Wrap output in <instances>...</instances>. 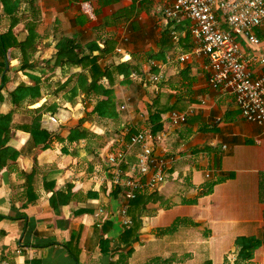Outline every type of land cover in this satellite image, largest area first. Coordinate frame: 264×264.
I'll use <instances>...</instances> for the list:
<instances>
[{
  "label": "crops",
  "instance_id": "1",
  "mask_svg": "<svg viewBox=\"0 0 264 264\" xmlns=\"http://www.w3.org/2000/svg\"><path fill=\"white\" fill-rule=\"evenodd\" d=\"M86 1L95 4V19L80 10L83 0H23V7L13 16V30L19 32L20 42L15 51H7L6 57L0 50V69L6 65L4 58H12L5 69L7 79L25 84L19 68L49 61L57 43L54 32L59 30L78 39L69 51L57 55L56 66L97 53L102 46L100 40L111 38L115 47L121 42L130 54L125 59L115 51L107 52L99 60L101 66L113 69V78L118 77L113 93L117 111L120 103L130 98L134 124L146 114V87L131 65L138 60L143 66L148 58L155 60L162 74V91L173 94L178 104H188L185 111H193L188 116L191 121L172 127L167 113L160 124L150 126L162 131L169 128L162 144L164 152L177 157V161L169 166L166 180L157 191L138 196L137 217L146 231L130 240L134 249L118 260L119 254H103L97 241L103 237L113 247H122L126 240L127 229L119 215L121 189L111 181L112 167L106 162L113 143L105 141L111 131L124 125L119 120L87 116L93 104L86 101L92 78L89 66L66 79L53 77L55 68L48 70L44 83L30 86L29 96L19 102L14 113L36 115L46 106L43 97L61 84L58 102L62 106L70 107L81 93L85 99L73 109V125L80 124L81 128L69 133L65 147L54 146L39 153L32 133H24L17 150L0 151V264H195L193 250L177 254L181 243L165 238L178 227L192 230L197 244L203 245L202 264H264V137L258 135L255 125L244 121L231 93L220 94L209 87L207 66L202 61L192 56L180 61L181 56L191 54L192 22L185 17L179 21L166 18L163 11L170 6L166 0ZM0 2L13 5L12 0ZM216 12L218 24L226 28ZM6 27L2 21L0 29ZM257 33L264 44V26ZM242 46L248 53L251 46L244 40ZM257 68L255 72L264 71ZM107 78L100 80L107 83ZM128 79L132 83H126ZM0 88L6 90L1 78ZM0 120L8 124L11 116L0 115ZM3 135L0 128V141ZM92 137H99L101 145L85 164L73 157L75 146H83ZM204 144L210 148L203 149ZM182 145L188 162L182 160ZM216 145L220 146L218 162L213 148ZM56 168L65 169L63 177L44 183L43 174ZM54 192L65 195L59 203L61 210L49 201ZM79 207L92 208L93 214L73 217ZM147 212L149 216H144ZM161 231L160 248L152 241ZM247 241L260 243L242 244ZM161 250L163 257L158 261L156 255L161 257Z\"/></svg>",
  "mask_w": 264,
  "mask_h": 264
},
{
  "label": "built area",
  "instance_id": "2",
  "mask_svg": "<svg viewBox=\"0 0 264 264\" xmlns=\"http://www.w3.org/2000/svg\"><path fill=\"white\" fill-rule=\"evenodd\" d=\"M166 1L170 3L163 11L166 18L179 21L185 17L192 22L191 54L181 56L180 61H188L191 56L202 61L207 66L209 87L220 94L231 93L241 117L245 122L255 125L258 135L264 137V71L255 72L257 66L264 65V44L257 33L264 26V0ZM95 9L92 1L80 4V10L90 19H95ZM216 11L220 13V20L226 28L218 24ZM119 28H123V25H119ZM122 38L123 42L127 41L125 37ZM243 40L251 46L248 53L242 46ZM115 53L125 59L130 57L121 42L116 46ZM154 65L155 61L145 63L142 70L156 96L162 90L158 84L163 77L161 73H149V67ZM118 111L125 129L124 136L135 125L130 98H125L120 103ZM192 114V110L171 111L168 114L169 124L172 127L185 125L188 116ZM168 131L169 128L162 131L155 127H142L137 133L130 135L129 141L121 138L116 150L113 149L106 155V162L112 167L110 179L121 189L123 200L119 215L124 229H129L132 224L128 215L130 202L141 193L157 191L166 180L169 166L177 161L174 155L164 152L162 142L168 137ZM129 153L137 154L138 162L128 172H124L120 165ZM183 159L187 161L189 156L185 155ZM135 172L138 173L137 177L134 176ZM98 213H102L101 208ZM133 249L130 247V250Z\"/></svg>",
  "mask_w": 264,
  "mask_h": 264
},
{
  "label": "trees",
  "instance_id": "3",
  "mask_svg": "<svg viewBox=\"0 0 264 264\" xmlns=\"http://www.w3.org/2000/svg\"><path fill=\"white\" fill-rule=\"evenodd\" d=\"M86 1V0H83ZM23 0H12V6L11 5H2L0 2V23L3 21L5 24H7L6 30L0 29V50L2 54L6 57L7 51H15L14 48L16 47V44L20 42L19 40V32L13 30L14 24L13 21L16 19V14L22 5ZM28 26V25H27ZM26 27V25H25ZM23 26V28H25ZM54 39L56 40V44L54 46L55 53L50 56L49 61H39L33 64H23L19 68V74L22 80L25 82L23 85H17L16 81L14 79H7L8 74H6V67L9 68V65L12 61V58H4V61H6V65L4 68L0 69V78L3 85H6V90H2L0 88V115L2 116H11L10 123H5L4 121L0 120V128L3 130L4 135L0 141V151L2 150H17L19 146L22 143V135L24 133H32V137L35 142V146L38 148L39 153L45 151V150H51L54 146L56 147H65L67 143V136L70 132H72L74 129H80L81 125L76 124L73 125L72 117H73V109L75 105L78 102H85V99H82V93L80 96L75 99L74 101H71L70 107L62 106L58 102V87L61 86L57 85L54 91L46 94L43 97L44 103H46V106L37 112L34 116H21L16 115L14 113L15 110L19 109V102L26 99L29 96V89L30 86H40L44 83L43 76L46 74V72L52 68H55V72L52 75L53 77H59L62 79H66L69 77H74L79 72L86 69L88 66L91 70V83L90 87L87 91V102L93 103L90 107L89 114L87 116L92 117L97 116L100 119H110V120H119L120 121V114L117 111L116 103L114 101V85L118 82V77L113 78L112 72L113 69L107 67V66H101L99 63V60L104 57L107 52L112 53L115 51V43L111 41V38H107L106 40H100L101 41V48L97 53H90L88 55L83 56L82 58L78 59V61H63L60 65L56 66V59L57 55L62 52H67L70 49V45L78 39V36L71 35L69 33H64L62 31L54 32ZM112 44H114L112 46ZM117 45V44H116ZM146 63H149L151 61L148 58L144 59ZM131 68L135 73H139L140 77L143 79L141 85H145L146 88L143 87V91L147 94L146 99V114L143 118L135 125H132L131 131L125 133L123 136V132L125 131L124 127L120 128L119 130L111 131L108 135V137H105V141H112L113 143V149L116 150V148L119 146V140L123 138L125 141H129L130 135H134L137 133L141 128L140 126L144 127H150L151 125L160 124L162 122V118L165 114L170 113L171 111H179L184 112L188 106V104L181 105L178 104L179 100H176V97L168 92L162 91L159 93V95H153L152 89H147L148 85L146 82L147 75L142 70V65H140V62L138 60H134ZM156 62L154 66L149 67V73H155L158 74L160 71H158V68L156 67ZM264 66V65H263ZM264 70V67L257 68ZM108 77L107 83H102L100 78ZM132 79L126 80V83L130 84L132 83ZM59 83V82H58ZM149 90V91H148ZM148 92H150L152 95H148ZM171 101H173L171 103ZM192 101L189 102L191 104ZM178 104V105H177ZM180 109V110H179ZM237 110V109H236ZM238 111V110H237ZM239 113V111H238ZM191 119L187 120V124H189ZM121 122V121H120ZM129 122V121H128ZM214 130V128H213ZM101 145V139L99 137H92L87 138L85 140V143L83 146L76 145L75 146V152L73 154L74 158L82 160L85 164L89 162V156L95 155L97 149ZM219 145H216L215 148V154L217 155V162L221 158L218 151ZM210 148L209 145L204 144L203 149ZM212 148V147H211ZM217 149V150H216ZM138 162V156L135 153H129L127 156H125V160L121 163L120 167L124 172H128L134 165H136ZM216 162V161H215ZM65 172V169L62 168H56V169H50L46 171L43 174L42 181L44 183L58 180L63 177ZM134 176H138V173L135 172ZM70 196V195H69ZM64 193L61 192H54V195L52 198L49 199L51 204L57 203L58 210H61V206H59V203L62 204L64 200ZM140 197H137L135 200L130 202V208L128 211V215L132 220V224L129 229H127L125 236V244L122 247H113L111 241L105 240L103 237H99L97 241V246L99 247L100 251L103 254L112 253V254H119V259L123 258L128 251L130 250V240L137 238L139 235L137 234H143L146 229L140 225L138 221V211H139V199ZM70 200V199H69ZM84 208V209H83ZM93 214L92 208H86V207H79L74 210L73 217H79L82 215H90ZM192 230H187L185 227L176 228L174 229L170 234H167L165 238L169 242H174V240L180 242L181 249H176V251H187V250H193L192 252L195 253V259L193 262L195 264H202L203 259V245L197 244L195 237L192 233ZM77 235L74 234L73 242L76 244ZM191 243H195L196 245H193ZM260 242H252L247 241L243 242L242 244H252L253 246H258ZM198 245V246H197ZM162 246V244H161ZM190 246V247H189ZM160 247V246H159ZM192 247V248H191ZM161 248V247H160ZM155 249L157 247L155 246ZM170 250H175L174 248H171ZM162 253V250L160 251V255ZM158 258V261L161 257L159 255H156ZM192 262V263H193ZM167 264H173L172 261H168Z\"/></svg>",
  "mask_w": 264,
  "mask_h": 264
},
{
  "label": "rangeland",
  "instance_id": "4",
  "mask_svg": "<svg viewBox=\"0 0 264 264\" xmlns=\"http://www.w3.org/2000/svg\"><path fill=\"white\" fill-rule=\"evenodd\" d=\"M17 66V65H16ZM147 85H148V87H147V89L149 88V89H151V86H150V84L149 83H147ZM158 86L160 87V89H162L161 87H162V82H160L159 84H158ZM149 91V90H148ZM147 91V93H148V95H152L150 92H148ZM79 104L81 103H84V102H78ZM82 106H84V105H82ZM240 114V113H239ZM181 152H183V153H181V156H182V160L183 161H185L184 159H183V157L185 156V155H187V150H186V147H185V145H182L181 146ZM189 150V149H188ZM191 150V149H190ZM176 159H177V157H176ZM185 162H188V160L187 161H185ZM110 171V170H109ZM110 178H111V174H110ZM161 197H162V195H161ZM161 201H162V198L160 199ZM160 205H162V203L160 204ZM149 212H147L144 216H149ZM162 231L160 232V236L158 237V238H156L154 241H152V244H154V243H156V242H158V243H156V246H161V244H162ZM188 251V250H187ZM187 251H185V252H183V251H181L182 253H186ZM181 252H179V251H177V254H182ZM190 253V252H189Z\"/></svg>",
  "mask_w": 264,
  "mask_h": 264
}]
</instances>
